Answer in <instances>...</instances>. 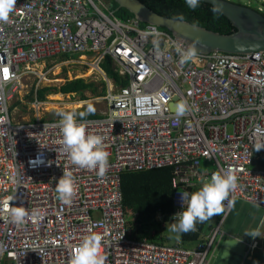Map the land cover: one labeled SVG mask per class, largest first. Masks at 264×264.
Masks as SVG:
<instances>
[{
  "label": "built area",
  "instance_id": "1",
  "mask_svg": "<svg viewBox=\"0 0 264 264\" xmlns=\"http://www.w3.org/2000/svg\"><path fill=\"white\" fill-rule=\"evenodd\" d=\"M116 13L113 0H16L9 20L0 22V264H70L92 232L103 237L105 264H210L233 207L224 202L217 226L208 227L193 248L136 240L123 205L122 176L129 171L174 168L177 210L167 221L157 214L163 226L184 210L182 192L196 191L227 168L238 176L235 203L264 212V149L254 151L264 143V53L197 52L182 64L176 48L190 47L183 40ZM55 58L82 63L107 84L106 111L77 117L88 132L104 137L110 155L103 176L72 164L63 151L60 119L40 115L41 88L31 101L36 117H14L23 80L35 74L32 66ZM107 61L127 85L108 77ZM182 100L194 110L177 117L172 106ZM64 170L75 179L68 205L56 192ZM9 202L29 210L22 225L8 221ZM34 209L42 214L32 216Z\"/></svg>",
  "mask_w": 264,
  "mask_h": 264
},
{
  "label": "clouds",
  "instance_id": "2",
  "mask_svg": "<svg viewBox=\"0 0 264 264\" xmlns=\"http://www.w3.org/2000/svg\"><path fill=\"white\" fill-rule=\"evenodd\" d=\"M230 1V0H229ZM191 9H196L201 0H185ZM16 0H0V22H7L10 14L14 10ZM211 11L217 14L222 11L219 4H214ZM262 13L263 11L260 10ZM183 19V17H180ZM158 45V41L154 40ZM180 56V63H187L197 55L195 44L187 50L176 48ZM158 55L160 53L158 52ZM121 105L123 101L119 102ZM194 110L186 100H182L175 106L177 117L189 114ZM91 104H88L86 111L80 112L79 117L83 118L87 113L93 112ZM59 128L62 134L63 151L66 152L72 164L89 170H98V174L103 176L109 166V152L105 150L104 137L87 131L85 123L77 119V113L71 111H61ZM264 149V143L255 145L254 151ZM238 176L233 169L227 168L222 172H214L211 177L194 192H182L181 201L183 211L177 212L173 217L170 231L175 233L176 240L179 241L182 234L196 230L197 223H204L216 214L225 211L224 202L227 201L229 207L235 205V192L238 188ZM58 198L66 205L70 204L75 194V179L73 173L64 170L62 177L56 183ZM231 197V198H230ZM5 204L6 217L9 222L22 225L29 216V210L24 206H11ZM186 205V207H184ZM40 210H31L32 216L41 215ZM253 238L264 237L256 229L246 232ZM103 237L99 233L92 232L86 235L74 250L70 264H105L106 257L101 252Z\"/></svg>",
  "mask_w": 264,
  "mask_h": 264
},
{
  "label": "trees",
  "instance_id": "3",
  "mask_svg": "<svg viewBox=\"0 0 264 264\" xmlns=\"http://www.w3.org/2000/svg\"><path fill=\"white\" fill-rule=\"evenodd\" d=\"M141 1L157 14L168 18L187 21L223 35H229L236 31L232 23L221 12L214 15L211 11L213 6L207 3L201 2L199 6L193 10L188 7L185 0ZM115 6L117 10L116 15L119 18L123 20L134 18L127 10H119L116 3ZM180 17H183V19H180ZM66 58L71 59L73 57L67 56ZM104 70L107 75L116 80L118 84L127 85L124 79L112 71L109 61L105 63ZM102 83V90H99L94 83H87L84 79H77L66 83L60 90L53 88L40 89L38 91V98L44 102L47 100L49 94H81V100L86 101L88 99L85 94L88 91L92 92L96 97H104L107 93V84L105 81ZM34 94L35 92L33 90L30 96L32 100L34 99ZM17 105L18 104H15L13 109ZM98 116V114L91 112L86 114L83 118H96ZM262 159L264 164V156H262ZM173 172L174 168L169 167L141 172L129 171L123 174V205L127 216L132 218L130 221V229H132V237L134 239L141 241L149 237L151 241L162 244H165L168 240L167 238H162L158 232H156L155 236H151L148 231L152 225H162L156 221V216L159 212L162 213L165 217V221H167L177 210L173 202ZM211 218L204 223H197L196 227L198 228V232L193 231L182 234V245L189 246L195 244L196 246L202 242L203 232L206 231L208 227L213 226ZM261 261L262 255H255L252 260H247L245 264H261Z\"/></svg>",
  "mask_w": 264,
  "mask_h": 264
},
{
  "label": "rangeland",
  "instance_id": "4",
  "mask_svg": "<svg viewBox=\"0 0 264 264\" xmlns=\"http://www.w3.org/2000/svg\"><path fill=\"white\" fill-rule=\"evenodd\" d=\"M230 1L239 5L250 6L255 10H260V8L264 9V0ZM72 59L77 60V56H74ZM32 71H34L35 74L26 76L24 78L23 83L25 88L19 97L14 101V105L18 104L15 107L13 113L15 119L17 120H32L36 117L37 112L35 109H33L31 104L32 99L30 97L32 90L36 88H53L60 90V88L66 83L77 79H84L87 83H94L99 88V90H102L103 87V80L101 76L92 71V69L78 62L67 64L63 58H55L45 62L43 61L32 66ZM85 96H87L88 100L82 101L81 94H49L47 96V100L44 102L40 115L47 120H58L61 119V117L58 115L59 112L71 111L77 113V117H79L78 114L80 111H86L88 104L92 105L94 109L93 113L100 115L106 111L107 104L104 100V97H96L90 91L86 92ZM203 166L204 170H211L210 165L204 164ZM252 211V206L248 205V203L237 201L230 215L228 216L227 221L223 225V230L227 231L230 225H235V230H242L245 233L258 229L263 236L264 227L260 225L261 220L259 223H253L252 220L248 221V218L254 216ZM259 214V217L261 218V216L264 215V212L261 211ZM222 216L223 214H216L211 218L213 226H217V223L221 220ZM130 219L132 220L131 217ZM171 224L172 223L167 224L166 226L158 224L152 225L148 232L149 234L158 232L160 235L168 239L166 241L168 245H175L181 240V238L179 241L176 240V234L170 231ZM247 239L250 241L251 236L248 235ZM248 246L249 244L243 245L242 243L234 240L232 237L225 236L220 241L215 254L210 260V264H243L247 259ZM187 247L193 248L195 247V244L189 245Z\"/></svg>",
  "mask_w": 264,
  "mask_h": 264
},
{
  "label": "water",
  "instance_id": "5",
  "mask_svg": "<svg viewBox=\"0 0 264 264\" xmlns=\"http://www.w3.org/2000/svg\"><path fill=\"white\" fill-rule=\"evenodd\" d=\"M113 1L118 5L119 10H127L140 22L166 29L188 46L195 44L198 53L205 55L264 53V14L250 6L239 5L229 0H201L212 6L219 4L221 13L232 23L236 31L223 35L187 21L159 15L141 0ZM175 106H172L173 110Z\"/></svg>",
  "mask_w": 264,
  "mask_h": 264
},
{
  "label": "crops",
  "instance_id": "6",
  "mask_svg": "<svg viewBox=\"0 0 264 264\" xmlns=\"http://www.w3.org/2000/svg\"><path fill=\"white\" fill-rule=\"evenodd\" d=\"M260 10H262L264 12V9L260 8ZM244 203H246V202H244ZM248 205H250V204H248ZM250 206H252V205H250ZM252 210H253L252 213L254 214V216H252L251 218H248V221L252 220L253 223H257V222L259 223L260 220H261L260 225L262 227H264L263 215L261 216V218L259 217L260 216L259 213L262 210L260 208L255 207V206H252ZM227 219H226V221H227ZM234 227H235V225H230L228 227L227 231L226 230L225 231L223 230V231L225 232L226 236L232 237L237 242L242 243L243 245H248L249 244L247 259L244 261L243 264H245L247 260H252L255 257V255H262L261 264H264V237H261V238L260 237H255V238L251 237V239L249 241L247 239L248 235H246L244 231L238 230V229L235 230ZM263 236H264V233H263ZM162 238H165V237L162 236ZM146 239H150V238L148 237ZM165 245H168V244L165 243ZM175 245H180L182 247H187V246L182 245L181 240Z\"/></svg>",
  "mask_w": 264,
  "mask_h": 264
},
{
  "label": "bare ground",
  "instance_id": "7",
  "mask_svg": "<svg viewBox=\"0 0 264 264\" xmlns=\"http://www.w3.org/2000/svg\"><path fill=\"white\" fill-rule=\"evenodd\" d=\"M42 72V71H41ZM80 105V104H79ZM80 107V106H79Z\"/></svg>",
  "mask_w": 264,
  "mask_h": 264
}]
</instances>
